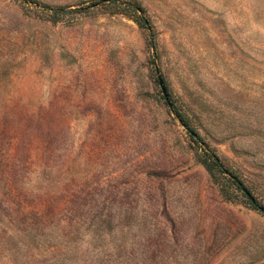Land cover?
<instances>
[{
  "label": "rangeland",
  "instance_id": "obj_1",
  "mask_svg": "<svg viewBox=\"0 0 264 264\" xmlns=\"http://www.w3.org/2000/svg\"><path fill=\"white\" fill-rule=\"evenodd\" d=\"M33 1L0 0V264H264L230 182L264 206V0Z\"/></svg>",
  "mask_w": 264,
  "mask_h": 264
},
{
  "label": "trees",
  "instance_id": "obj_2",
  "mask_svg": "<svg viewBox=\"0 0 264 264\" xmlns=\"http://www.w3.org/2000/svg\"><path fill=\"white\" fill-rule=\"evenodd\" d=\"M105 1H107V5H110V6L127 8L133 13V18L135 19V21H137L144 28L148 26L146 18H145V14H144L145 13L144 9L138 4H132V3L123 2L120 0H105ZM31 2L36 3V1H33V0H31ZM73 11H78V10H73ZM67 13H70V12H66L64 10H53V15L55 16V18L60 17L61 15L67 14ZM151 36H153L152 32H151ZM149 43L151 47L155 49V43H154L153 38H151ZM173 113L175 114L179 122L182 124V126H184L189 131V134L191 135L194 141H197L200 143L204 141V138L202 137L200 132L191 125V118L188 115H186L182 110L180 111L176 108H173ZM205 156L206 158L202 160L203 161L202 163L209 173L214 174L215 172H217V173L222 174L226 172L218 156H216L212 152H206V151H205ZM230 182H232L233 185L237 186L238 189L243 192V188L245 187L243 185L241 187L238 180H233ZM248 191L250 192V190ZM244 197H247L245 193H244ZM250 204L253 209L259 211L258 208H256L251 202Z\"/></svg>",
  "mask_w": 264,
  "mask_h": 264
},
{
  "label": "water",
  "instance_id": "obj_3",
  "mask_svg": "<svg viewBox=\"0 0 264 264\" xmlns=\"http://www.w3.org/2000/svg\"><path fill=\"white\" fill-rule=\"evenodd\" d=\"M151 30V28H149ZM157 72H159V69L157 68ZM158 81H159V85L160 88L162 90V94L167 102V104L169 105L170 109L173 110V106L172 103L170 101V97L168 95L167 89L164 85L163 79L162 77L159 75L158 76ZM234 180H237L235 177H232ZM239 182V181H238ZM240 186L242 187V184L239 182ZM243 192L245 193V195L248 197V199L250 200V202L256 207L258 208L259 212H261L262 214H264V206H261L260 204H258L257 200L255 199V197L245 188H243Z\"/></svg>",
  "mask_w": 264,
  "mask_h": 264
}]
</instances>
